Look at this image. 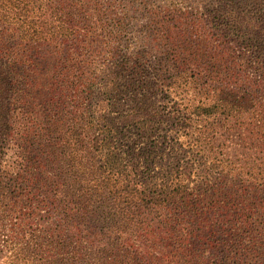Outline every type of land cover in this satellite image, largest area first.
Instances as JSON below:
<instances>
[{
  "label": "trees",
  "instance_id": "obj_1",
  "mask_svg": "<svg viewBox=\"0 0 264 264\" xmlns=\"http://www.w3.org/2000/svg\"><path fill=\"white\" fill-rule=\"evenodd\" d=\"M148 1L0 0L10 264H264V0Z\"/></svg>",
  "mask_w": 264,
  "mask_h": 264
},
{
  "label": "rangeland",
  "instance_id": "obj_2",
  "mask_svg": "<svg viewBox=\"0 0 264 264\" xmlns=\"http://www.w3.org/2000/svg\"><path fill=\"white\" fill-rule=\"evenodd\" d=\"M221 1L223 0H149L146 10L133 13L134 17L132 16L130 25L123 39L129 43L131 50L138 51L140 49H147L150 58L154 59L160 56L162 48L158 43L152 42L146 35L147 31L144 27L149 24L152 19L165 21L164 18H172L171 15L179 12L178 9L194 10L197 6H203L209 3L218 4ZM117 6L118 11L127 10L129 8L127 2L123 4L119 2ZM155 12H157V16H155ZM174 24L177 23L175 22ZM1 222L2 220H0V223ZM10 256V251L5 247L3 241H0V264H10Z\"/></svg>",
  "mask_w": 264,
  "mask_h": 264
}]
</instances>
